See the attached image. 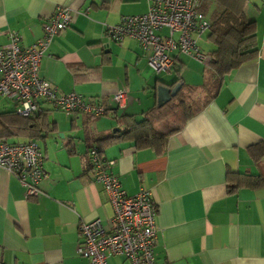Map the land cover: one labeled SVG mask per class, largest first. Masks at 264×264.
<instances>
[{
    "label": "crops",
    "instance_id": "obj_1",
    "mask_svg": "<svg viewBox=\"0 0 264 264\" xmlns=\"http://www.w3.org/2000/svg\"><path fill=\"white\" fill-rule=\"evenodd\" d=\"M60 6L69 8L73 21L54 38L40 74L61 93L102 96L107 112L64 121L55 115L58 109L41 104L55 123L36 139L45 155L42 195H28L0 167V264H89L77 251L79 224L101 218L109 228L114 215L107 191L96 182L91 147L119 132L116 116L142 117L157 105V85L175 86L177 71L190 85L208 76L190 82L181 53H174L176 76H162L138 40L110 39L108 26L147 12L148 0H0V47L11 31L20 33L22 45L34 44ZM244 9L256 21L257 57L224 77L217 97L169 138L164 151L140 148L134 136L103 146L102 155L115 161L111 171L129 194L152 193L159 264H264V0H246ZM123 88L132 92L118 108L113 95ZM8 111L16 112V102L0 97V113ZM109 263L131 264L120 254Z\"/></svg>",
    "mask_w": 264,
    "mask_h": 264
},
{
    "label": "built area",
    "instance_id": "obj_2",
    "mask_svg": "<svg viewBox=\"0 0 264 264\" xmlns=\"http://www.w3.org/2000/svg\"><path fill=\"white\" fill-rule=\"evenodd\" d=\"M205 0H148L142 14L126 15L121 22L108 26L110 39L139 41L148 54L149 65L157 73L170 71L175 54L181 53L206 63L208 54L199 39L209 32L211 23L200 10ZM68 7L60 6L46 20L44 35L34 44H21L17 31L9 33V42L0 47V97L16 102V112L23 116L38 113L42 103L76 117L88 114L100 117L107 107L102 96L88 100L83 93H61L40 74V65L54 38L72 24ZM167 30L164 34L163 31ZM113 99L123 108L129 99L127 88L117 90ZM96 182L107 191L114 209L111 227L101 218L79 224L81 241L77 251L89 264H110L111 255H124L131 264H159L155 246L158 235L157 205L149 190L129 194L112 171L114 160L105 159L98 147L89 151ZM45 155L35 139L22 142L0 141V167L14 174L28 195H42L40 183L46 177Z\"/></svg>",
    "mask_w": 264,
    "mask_h": 264
},
{
    "label": "trees",
    "instance_id": "obj_3",
    "mask_svg": "<svg viewBox=\"0 0 264 264\" xmlns=\"http://www.w3.org/2000/svg\"><path fill=\"white\" fill-rule=\"evenodd\" d=\"M245 4L246 0L203 1L200 10L211 23L207 38L215 45V49L207 53L209 59L204 63L206 70H210L205 81L200 85L187 84L180 70L177 71L178 77L173 85L183 83V87L175 97L163 106L157 104L144 111L142 117L133 114L116 116L122 123L121 130L101 138L94 147H98L103 154V146L109 141L134 136L138 147L164 151L169 138L181 131L188 120L217 97L224 77L257 57L259 41L256 21L248 19ZM50 115L49 110L42 109L30 116L15 111L0 113V141L15 136L35 140L43 137L54 128L55 123L50 122ZM261 181L264 184V179Z\"/></svg>",
    "mask_w": 264,
    "mask_h": 264
},
{
    "label": "rangeland",
    "instance_id": "obj_4",
    "mask_svg": "<svg viewBox=\"0 0 264 264\" xmlns=\"http://www.w3.org/2000/svg\"><path fill=\"white\" fill-rule=\"evenodd\" d=\"M200 44H201L202 49L205 53H209L215 47L213 42H211L207 38V35H205L200 40ZM181 58H182L183 62L185 63V69H184L185 77H187L189 80H193L190 82H194L195 84L202 82V80H203L202 79V73L205 75L206 74L209 75L210 70L207 69L206 72H203V70H204L203 63L195 60L194 58H191V57L185 56V55H182ZM151 71H153V70L151 69ZM163 75H169L172 78V77L176 76V72L174 69H172L170 72L163 73L162 76ZM191 78H193V79H191ZM128 91H129V95H130L132 92L131 89L130 90L128 89ZM54 112L56 113L55 115L57 117L63 119L64 121H70L73 118L72 116L67 115L66 113L62 112L61 110H56Z\"/></svg>",
    "mask_w": 264,
    "mask_h": 264
},
{
    "label": "water",
    "instance_id": "obj_5",
    "mask_svg": "<svg viewBox=\"0 0 264 264\" xmlns=\"http://www.w3.org/2000/svg\"><path fill=\"white\" fill-rule=\"evenodd\" d=\"M182 83H177L175 86H169L166 84H161L158 87V104L159 106H163L167 102H169L173 97L177 95V93L182 88ZM118 131L121 129L118 128Z\"/></svg>",
    "mask_w": 264,
    "mask_h": 264
}]
</instances>
